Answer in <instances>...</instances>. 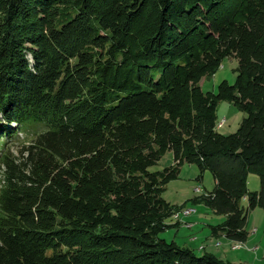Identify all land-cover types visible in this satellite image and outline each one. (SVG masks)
<instances>
[{
    "label": "trees",
    "instance_id": "16d2710c",
    "mask_svg": "<svg viewBox=\"0 0 264 264\" xmlns=\"http://www.w3.org/2000/svg\"><path fill=\"white\" fill-rule=\"evenodd\" d=\"M231 57L234 84L204 93ZM220 102L246 115L234 134ZM184 165L213 177L192 200L225 218L212 236L245 243L264 209V0H0V264H230L160 237Z\"/></svg>",
    "mask_w": 264,
    "mask_h": 264
},
{
    "label": "rangeland",
    "instance_id": "374dc122",
    "mask_svg": "<svg viewBox=\"0 0 264 264\" xmlns=\"http://www.w3.org/2000/svg\"><path fill=\"white\" fill-rule=\"evenodd\" d=\"M237 69V59L232 57L226 58L214 76L205 78L201 81V90L204 93L210 92L217 94L218 86L223 81L228 82L230 85L234 84L237 77ZM216 115L218 119L217 129H219V132L223 135L234 134L240 127L242 120L246 117L245 113L239 111L228 102H220L216 110ZM220 124L222 125L218 127ZM18 138L19 140L11 147V151L15 156H18V149L27 143V140L24 139L22 135ZM171 165L172 154L167 153L159 165L152 170H163ZM247 182L248 189L251 192L260 189V181L256 175H250ZM213 188L214 180L209 172H205L201 176L197 167L184 165L181 169L179 178L170 182L162 195L167 203L179 208L177 211L173 212L172 218L167 221V224L171 226L174 224L177 225L176 228H169L161 233L160 237L168 243L174 242L179 247L189 248L197 255L208 253L205 248H211L212 244L210 243V239L214 238L211 234V228L222 224L224 222V217L215 214L211 209L202 204H194L192 200L207 192H211ZM189 210H191L192 213L186 217L184 212ZM246 229L250 237L256 235V233L258 234V240L263 237V254L258 250L256 253H260V255L257 256L255 252L247 251V249L241 247V245L229 246L228 248L222 246V253H224L226 257H229L228 253L230 255L232 253L238 260H241L240 258L243 257L252 259V264H264V209H255L248 213ZM261 241L262 240H259L258 242ZM257 257L260 259H257ZM229 263L244 264L239 261Z\"/></svg>",
    "mask_w": 264,
    "mask_h": 264
},
{
    "label": "crops",
    "instance_id": "0c3cea01",
    "mask_svg": "<svg viewBox=\"0 0 264 264\" xmlns=\"http://www.w3.org/2000/svg\"><path fill=\"white\" fill-rule=\"evenodd\" d=\"M250 191V190H249ZM259 191V190H257ZM225 220V218H224ZM247 230V229H246ZM257 231V230H256ZM249 234V233H248ZM259 240H262L261 242H258ZM258 240V234L256 233V235H253L252 237H250V235L248 236V239L245 243H234V242H230L228 241L226 238L224 237H219V238H211L210 239V243L211 248L206 249V252L208 253H212L214 256H216L217 258H219L222 261H226L227 263L229 262H243L244 264H252V259H246V258H240L241 260H238L237 257L231 253V255L228 253L229 257H226V255L224 253H222L223 248L224 247H233L234 245H241V247H245V249H247V251H252L255 252V255L257 254L256 252L259 250L261 252V254H263V237L261 239ZM215 245V246H213ZM203 250V251H205ZM210 251V252H209ZM259 254H257V256H259ZM257 259H260L259 257H257ZM255 260V259H253ZM255 263V262H254Z\"/></svg>",
    "mask_w": 264,
    "mask_h": 264
},
{
    "label": "bare ground",
    "instance_id": "6f19581e",
    "mask_svg": "<svg viewBox=\"0 0 264 264\" xmlns=\"http://www.w3.org/2000/svg\"><path fill=\"white\" fill-rule=\"evenodd\" d=\"M222 124H220L218 127H220ZM190 212H188V211H185L184 212V215L187 217V216H189V215H191V213H192V211L191 210H189ZM240 246V245H239Z\"/></svg>",
    "mask_w": 264,
    "mask_h": 264
},
{
    "label": "built area",
    "instance_id": "2783aa9c",
    "mask_svg": "<svg viewBox=\"0 0 264 264\" xmlns=\"http://www.w3.org/2000/svg\"><path fill=\"white\" fill-rule=\"evenodd\" d=\"M188 212H190V211H188Z\"/></svg>",
    "mask_w": 264,
    "mask_h": 264
}]
</instances>
